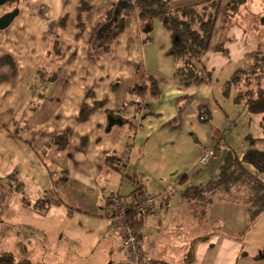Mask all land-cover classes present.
Segmentation results:
<instances>
[{"label": "crops", "instance_id": "obj_1", "mask_svg": "<svg viewBox=\"0 0 264 264\" xmlns=\"http://www.w3.org/2000/svg\"><path fill=\"white\" fill-rule=\"evenodd\" d=\"M229 1L222 0V3ZM112 2L21 0L16 6L15 19L5 30H0V127L6 128L0 130H10L13 135V131L23 128L21 140L37 159L39 153L54 144L56 135H63V147L57 149L54 157L58 164L53 163L51 169L67 171L68 181L64 186L67 190L73 189L77 196L98 194L108 188V184L117 183V175L107 163H114L126 147L130 149V155L124 170L134 159L133 153L137 154L134 160L141 165L153 153L161 156L187 143L195 146L192 158L199 164L205 151L211 153L214 137L234 122L220 104L221 98H226L221 93L222 86L243 64L246 54L264 49L261 34L246 36L237 27L229 25L232 20L225 21L222 9L209 48L196 63L202 81L186 86L175 76V70L172 75L163 76L147 68L143 37L135 15L126 20L124 31L109 52L91 50L89 40ZM82 4L88 9L80 14ZM12 7L5 9L0 5V16L11 12ZM80 15L81 31L78 29ZM261 19L264 22V18ZM55 39L58 40L59 56L52 49ZM220 43L226 54L216 50ZM145 77L156 82L158 96L134 91L145 82ZM132 80H137L138 86L132 87ZM128 103L133 105L137 117L129 142L121 148L123 142L120 143L119 134L112 135L113 128L105 132L107 116L112 112L116 114L114 118H121L127 106L122 112L120 110ZM201 109L208 111L210 119L207 123L198 119ZM211 158L200 166L209 168ZM198 172L199 176L203 170ZM139 173L143 175V172ZM141 175H124L123 179L134 185L130 194L135 189L139 192L148 190ZM176 175V172L169 174V182L160 179L162 188L158 194L161 191L163 194L139 230L140 240H146L142 248L146 264H239L243 246L235 238L234 230L235 227H247L244 225L246 206L214 203L208 208L206 218L198 220L191 213V203L182 201L181 196L172 202L170 195L174 192H164L172 187L171 179ZM178 177L175 182L182 192L204 184H194L186 175ZM123 179L118 186L122 185ZM105 207L108 209L107 204ZM105 207L103 205L100 213L87 212L89 218H111L109 209L108 214L104 213ZM224 221L231 226H226ZM194 226L200 230L204 227V234L192 237ZM225 227L233 229L229 231L231 234L221 232L220 229ZM116 240L111 249L120 251L121 255L111 257L110 264L130 263L120 238ZM147 247L150 248L146 251Z\"/></svg>", "mask_w": 264, "mask_h": 264}, {"label": "rangeland", "instance_id": "obj_2", "mask_svg": "<svg viewBox=\"0 0 264 264\" xmlns=\"http://www.w3.org/2000/svg\"><path fill=\"white\" fill-rule=\"evenodd\" d=\"M181 1L182 3H177L175 6L180 7L182 4L195 2V0ZM223 5H225L224 2ZM1 7L8 8L4 4ZM261 18H264V0L254 2L246 0L239 10V15L235 20L232 19V23L229 25L237 27L246 36L261 34L264 43V22H261ZM140 30L147 68L160 72L163 76L172 75L177 65L175 58L169 54L173 43L170 33L157 21L153 22L150 32L144 33L142 27ZM251 37L253 36L251 35ZM257 52H264V49ZM257 59L255 60L257 61ZM255 60L252 59L250 64L244 66L239 75L241 81L238 91L243 94L254 96L258 89L254 84L258 79L264 91V75L256 78L258 62ZM130 84L135 87L139 83L137 80H132ZM235 94L236 92L232 89L228 97L221 98L222 108L231 115V120L234 119L233 124L225 130L224 141L227 149L242 158L246 151L252 147L250 139L264 138V115L245 113L242 105L233 103ZM127 99L135 100V98L128 97ZM136 117L133 105L130 103L127 105L126 111L121 113L120 119L124 121V124L122 126L116 124L112 127L111 134L118 133V138H121L120 143L123 142L121 148L129 142L128 137L132 134L131 130L136 122ZM21 129L17 133L13 131V135H10L8 130H0V181L6 182L9 190L2 203L3 207L1 206L0 209V253L12 254L14 261L28 259L31 264H110L111 257H115L116 254L121 255L120 251L111 249L114 248L117 243L116 239L119 237L115 221L113 218L105 220L89 218L87 212H102L103 205L104 207L106 204L108 206L109 199L116 194L121 197L128 196L134 189V185L123 179L124 175H141L139 172H143L144 176H141L145 178L144 183L151 193H146L148 190L144 192L138 190L136 194H154L157 201L163 194L162 191L161 194H158V190L162 188L160 179L163 178L169 182V174L176 172L175 179H171L172 187L166 188L165 185L163 187L166 188L164 191L166 193L174 192L170 195L174 202L179 200L182 192L181 186L175 182L179 178L178 176L186 175L194 184L206 183L219 168L225 154L224 150H221L217 155L212 156L209 168H205V166L194 162L192 156L196 148L191 143L172 149L170 153L162 154L161 156L164 158L157 152L153 153L141 165L136 163L134 159L137 154L133 153L134 159H131L126 170L123 168L121 171L112 170V173L117 175L115 179L117 183L123 179L121 186H118L117 183L108 184V188L90 196L84 194L77 196L73 189L67 190L68 187L64 186L59 189L56 203H51L52 198H50V203H45L39 208L36 205L37 200L53 191V181L56 180L55 176L59 171L51 169L48 159H45L44 163L49 168V172L45 169L32 150L30 151L21 140L20 136L23 132ZM254 146V148L264 151L263 142L258 141ZM54 157L55 155L51 156L52 159ZM257 169L254 165L248 166V170L254 174ZM199 170H203V173L198 176ZM260 177L264 180V171ZM236 190L232 191L233 194L238 193L235 192ZM28 199L30 203L27 201ZM100 208L102 209L100 210ZM105 208L104 213L106 211L108 214L109 211L107 207ZM42 212L43 214H41ZM143 222H140V228ZM224 223L226 226L230 225L225 221ZM244 225L247 227L242 229L235 227L234 230L235 238L239 239L243 246L239 264H264V258H261L264 256V213L251 225L244 219ZM204 230V227L200 230L199 227L194 226L191 231L192 237L201 236L200 234H204ZM220 230L221 232L225 231L224 234H231L229 231L233 229L225 227ZM141 241V248H143L146 245V240L143 238ZM149 248L147 247L145 250L147 251ZM123 251L125 252L124 249ZM146 263L144 260L142 264Z\"/></svg>", "mask_w": 264, "mask_h": 264}, {"label": "trees", "instance_id": "obj_3", "mask_svg": "<svg viewBox=\"0 0 264 264\" xmlns=\"http://www.w3.org/2000/svg\"><path fill=\"white\" fill-rule=\"evenodd\" d=\"M0 1H4V5L13 6L11 9L13 11L17 9L16 6L21 0ZM180 1L113 0L111 8L105 14L104 20L98 24L89 40L91 50L102 49L109 52L111 47H114L117 37L124 31L126 20L131 16L135 15L137 17L140 28L149 27L150 31L153 22L157 21L170 33L173 39L169 54L175 58L177 65L174 73L175 76L186 86L201 82L202 75L196 63L199 57L209 48L220 12L223 9L225 21L231 22L232 19H235L239 15V10L246 0H230L225 5H223L222 0H195L194 3L182 4L180 7H176L177 3H182ZM86 8L88 9L84 4L80 5V14ZM61 24H63V21ZM82 25L83 21L80 15L78 18V29L80 31ZM175 38L176 41L174 42ZM52 49L59 56L57 39L52 41ZM216 50L226 54L222 43L216 47ZM252 59H257L255 61L258 62L256 78L264 75V52H250L244 56L243 64L224 83L221 93L224 97H228L233 89L236 92L233 97L235 105H242L243 111L247 114L264 115V91L260 86L261 82H259V79L254 84V86L258 87L254 96L238 91V85L241 81L239 75L243 67L248 63L250 64ZM145 78V82L141 86L134 88V91L137 89L139 93L143 92L152 97L158 96L156 82L150 77ZM146 82L148 85L145 84ZM126 106L127 104H124L120 111L122 112ZM115 115L112 112L108 114V116ZM198 119L202 123H207L210 119L208 111L201 109ZM0 128L4 129L5 127ZM14 132L17 133V131ZM224 133L225 131H222L214 137V146L211 151V155H217L221 150H224V158L219 168L206 183L186 188L180 195L181 200L191 203V213L198 220L206 218L208 208L214 203L243 204L246 206V221L251 225L264 213V180L260 177L264 171V151L254 148L256 142H264V139H250L252 147L246 151L242 158H239L232 150L226 148ZM62 137L63 135H56L54 144L38 154L39 161L48 172L49 168L44 163V160L48 159L51 165L53 163L58 164L55 162L56 159H52L51 156L56 154L57 149H62ZM117 160L118 158H116L115 162ZM115 162L106 163L109 167L118 171ZM253 165L258 168L255 174L248 170V166ZM55 177L56 180L53 181L52 185L53 191L36 202L39 208L44 206L45 203H50V198H52L51 203L53 204L58 201L57 192L67 183L68 173L66 170L60 169L58 175ZM235 189H237L235 191L238 192L237 194H233L232 192ZM241 189L242 191H240ZM8 191L7 183L1 180L0 209ZM137 192L138 190L135 189L130 196L125 198H132ZM140 226L141 224L138 223L134 228L139 232ZM0 264L31 263L28 259L14 261L12 254L3 252L0 253Z\"/></svg>", "mask_w": 264, "mask_h": 264}, {"label": "built area", "instance_id": "obj_4", "mask_svg": "<svg viewBox=\"0 0 264 264\" xmlns=\"http://www.w3.org/2000/svg\"><path fill=\"white\" fill-rule=\"evenodd\" d=\"M130 149L126 147L122 150L115 166L121 170L128 161ZM211 158V153L205 151L198 163L205 165ZM154 194H135L132 198L113 196L109 199L108 209L110 217L115 221V227L118 236L121 239L122 246L125 250L127 260L132 264H142L145 260L141 248V240L138 231L134 226L152 215L153 205L156 201Z\"/></svg>", "mask_w": 264, "mask_h": 264}, {"label": "water", "instance_id": "obj_5", "mask_svg": "<svg viewBox=\"0 0 264 264\" xmlns=\"http://www.w3.org/2000/svg\"><path fill=\"white\" fill-rule=\"evenodd\" d=\"M3 3L4 1H0V5H2ZM17 14H18V10L14 9L13 11L6 13L2 17H0V30H5L11 24V22L15 19ZM149 31H150L149 27H145L143 30L144 33H148ZM175 41H176V38L174 39V42ZM116 124L119 126H122L123 121L120 118H114L113 116H107V125H106L105 132L106 133L110 132L111 128Z\"/></svg>", "mask_w": 264, "mask_h": 264}]
</instances>
